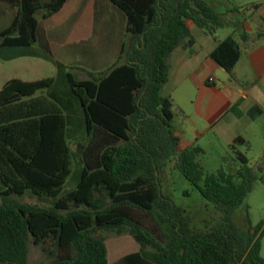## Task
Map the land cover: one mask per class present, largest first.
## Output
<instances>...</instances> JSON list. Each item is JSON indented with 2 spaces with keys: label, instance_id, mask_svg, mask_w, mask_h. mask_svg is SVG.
<instances>
[{
  "label": "trees",
  "instance_id": "1",
  "mask_svg": "<svg viewBox=\"0 0 264 264\" xmlns=\"http://www.w3.org/2000/svg\"><path fill=\"white\" fill-rule=\"evenodd\" d=\"M18 9L0 31V49L37 41L38 15L48 19L68 0H0ZM127 18L120 59L91 78L67 79L84 111L86 141L77 143L83 165L77 186L64 192L71 174L67 117L39 92L54 77L9 79L0 89V264H30L31 244L40 245L50 264H264L263 223L242 229L233 218L264 167L238 152L233 171H206L203 148L180 150L174 131V103L162 94L168 58L179 46H193L192 21L211 35L224 26L206 0H109ZM236 30L210 56L230 75L241 57ZM232 111L242 114L237 105ZM264 113L259 105L247 114ZM245 143L242 137L237 139ZM174 165L202 196L221 210L220 222L195 228L184 209L162 191V173ZM36 195L49 205L23 203L13 196ZM102 231L131 234L138 252L108 262Z\"/></svg>",
  "mask_w": 264,
  "mask_h": 264
},
{
  "label": "crops",
  "instance_id": "2",
  "mask_svg": "<svg viewBox=\"0 0 264 264\" xmlns=\"http://www.w3.org/2000/svg\"><path fill=\"white\" fill-rule=\"evenodd\" d=\"M210 4L221 14L224 26L211 35L189 21L195 44L179 46L170 54L169 78L162 88V94L170 96L174 103L173 126L179 137V149L202 147L204 152L198 159L203 167L202 158L208 154V149L198 141L210 129L222 126L229 145L238 142L239 137L247 143L249 140L237 126L249 116L247 111L252 106L264 109V0H213ZM17 13L16 8V12L5 19L12 21ZM38 20L34 44L2 48L0 89L12 78L32 81L51 76L54 84L45 90L48 98L63 110L76 109L77 112L80 108L81 113L83 108L71 90L67 72L74 65L73 68L91 76L125 62L119 57L128 38L127 18L109 0H68L55 15ZM236 30L247 31L250 38L240 42L242 54L230 75L210 53L219 41ZM83 79L86 78L80 80ZM237 104L242 114L232 111V106ZM263 115L251 120H259ZM221 160L234 164L228 153L223 154ZM258 166L262 165L255 167ZM101 234L105 238L109 263L140 250V244L131 234L110 231Z\"/></svg>",
  "mask_w": 264,
  "mask_h": 264
},
{
  "label": "rangeland",
  "instance_id": "3",
  "mask_svg": "<svg viewBox=\"0 0 264 264\" xmlns=\"http://www.w3.org/2000/svg\"><path fill=\"white\" fill-rule=\"evenodd\" d=\"M210 3L213 0H206ZM16 12V8L9 3L0 2V31L10 24V20L5 17L11 16ZM38 18L42 19L41 14ZM0 49V54L2 52ZM74 66V65H73ZM71 65V72L76 79L91 78L86 72L78 71ZM96 73V72H95ZM98 73V72H97ZM60 88L62 86L60 85ZM48 97V92L40 93ZM80 103V102H78ZM79 109V110H78ZM63 110V109H62ZM76 110V109H75ZM63 110L67 117L66 139L71 148L72 164L71 174L66 180L64 192L74 189L81 177L83 165L77 150V143L86 141V125L83 110ZM239 126V132L247 138V143H232L229 145L227 137L222 133V126L210 129L209 132L200 140L198 144L208 149V154L203 156L204 168L206 171H217L220 168L231 171L232 168L239 167L237 161H234L238 152L244 153L250 160L252 166L260 164L264 167V115L259 120H251V117L245 116ZM254 121V122H253ZM254 123V124H252ZM236 145L237 148H233ZM229 154L230 161L234 164L224 163L221 156ZM162 191L169 195L177 205L184 209V213L191 218V225L195 228H211L217 225L222 216L221 210L214 202L205 199L200 191L193 186L183 173L175 167L174 160L168 163L166 170L161 175ZM4 186L0 182V202L2 201ZM13 198L23 203H39L49 205L50 201H40L39 198L32 194L26 193ZM234 220L242 229H248L250 225L263 223L262 249L261 254L264 257V182L257 181L252 192L248 194L244 203L238 207L233 214ZM109 231H102L108 233ZM30 264H50L51 260L42 250L40 245L31 244Z\"/></svg>",
  "mask_w": 264,
  "mask_h": 264
}]
</instances>
